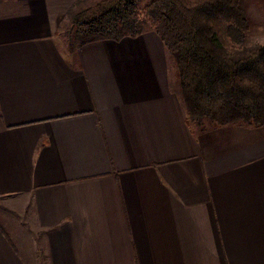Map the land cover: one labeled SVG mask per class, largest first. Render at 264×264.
<instances>
[{"label":"crops","instance_id":"1","mask_svg":"<svg viewBox=\"0 0 264 264\" xmlns=\"http://www.w3.org/2000/svg\"><path fill=\"white\" fill-rule=\"evenodd\" d=\"M75 2L0 0V264H264V126L190 121L154 31L65 50Z\"/></svg>","mask_w":264,"mask_h":264},{"label":"trees","instance_id":"2","mask_svg":"<svg viewBox=\"0 0 264 264\" xmlns=\"http://www.w3.org/2000/svg\"><path fill=\"white\" fill-rule=\"evenodd\" d=\"M85 1L67 14L75 46L154 31L176 64L190 121L264 126V46L242 56L237 46L251 29L243 0H152L143 8L141 0Z\"/></svg>","mask_w":264,"mask_h":264},{"label":"rangeland","instance_id":"3","mask_svg":"<svg viewBox=\"0 0 264 264\" xmlns=\"http://www.w3.org/2000/svg\"><path fill=\"white\" fill-rule=\"evenodd\" d=\"M99 0H86V5H94ZM152 0H141L140 8L145 7ZM246 10V14L249 20L250 31L247 34L246 45L242 46L237 44L238 48L242 50L239 56L248 54L252 49L258 46H264V0H243ZM144 18V16H141ZM63 30L60 31L59 39L62 42V46L65 50H70L71 46H75L76 40L74 39L73 27L70 23V17L67 15L63 18L62 23ZM75 43V44H74ZM71 45V46H70ZM246 47V48H243ZM173 60V59H172ZM173 66L176 68V64L173 61ZM176 77H178L177 68L175 69ZM259 83L264 86V81L260 80ZM204 126H209L210 121L208 119L202 120Z\"/></svg>","mask_w":264,"mask_h":264}]
</instances>
